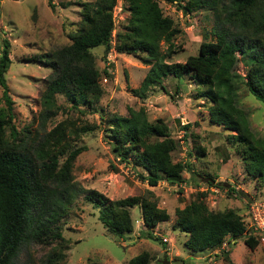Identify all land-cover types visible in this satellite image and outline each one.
<instances>
[{
  "label": "trees",
  "instance_id": "16d2710c",
  "mask_svg": "<svg viewBox=\"0 0 264 264\" xmlns=\"http://www.w3.org/2000/svg\"><path fill=\"white\" fill-rule=\"evenodd\" d=\"M46 1L52 6L50 0ZM158 1L121 0V8L128 12V17L114 34L111 8L115 0L82 3L80 23L70 33V41L38 58L51 67L40 94L41 132L26 126L16 129L11 123V99L3 75L9 60V42L2 37L0 86L6 112L4 116L0 113V264H15L19 251L29 242L48 244L41 264H57L67 244L58 221L67 212L74 195L81 191H86L84 197L96 209L101 225L119 238L132 228L128 209L131 205L139 206L145 234L153 239L156 236L151 234V226L168 217L148 189L141 195L108 200L95 189H84L73 182L72 161L83 145L73 146L58 162V155L65 148L63 139L68 133L75 139L94 124L73 123L71 130H66L62 122L49 129L42 125L57 109L53 100L56 92L64 93L72 103L90 105L97 100L102 90L90 51L97 45L103 46V57L113 48L117 52L140 55L149 64L138 86L131 88L140 97L166 75L190 77L195 83L196 95L207 101L210 121L234 130L227 138L240 153L244 172L264 184V136L249 127L246 110L238 98V89L242 87L264 104V0H162L173 3L184 13L202 9L213 14L210 28L201 30L202 39L196 53L187 54L182 61L164 60L180 48L173 42L180 28L162 13ZM101 71L108 74L106 66ZM101 130L118 161L138 169L137 178L148 184L154 185L160 180L178 184L182 181L183 168L193 171L188 160L172 159L176 139L169 135L162 118L147 119L141 105L128 106L125 115L107 114ZM195 148L203 153L202 146L197 144ZM109 165L116 169V165ZM209 180L208 186L222 184L211 177ZM204 195L205 190L196 189L182 207H174L171 224L186 234L183 240L186 248L213 249L225 237H230L232 243L241 234L243 242L250 247L258 242L252 234L244 233L245 225L237 213L230 208H208ZM220 254L223 264H234L228 250L222 248ZM149 259L148 251L141 250L124 264H150ZM162 259L156 263L167 264L165 254Z\"/></svg>",
  "mask_w": 264,
  "mask_h": 264
},
{
  "label": "rangeland",
  "instance_id": "374dc122",
  "mask_svg": "<svg viewBox=\"0 0 264 264\" xmlns=\"http://www.w3.org/2000/svg\"><path fill=\"white\" fill-rule=\"evenodd\" d=\"M50 1L52 6L46 0H0V49L2 37L9 42V60L3 75L11 99V123L16 129L26 126L42 131L38 123L40 94L51 67L38 58L70 41V33L80 23L82 3L90 0ZM158 5L180 28L173 38L180 48L164 60L182 61L187 54L196 53L202 28H210L213 22L212 11L201 9L184 13L173 3L162 0ZM111 17L114 34L128 17V12L121 8V0H115ZM90 51L98 69L101 94L90 105H85L72 103L62 92L54 93L57 109L42 124L49 129L62 122L66 124V130H71L73 123L82 121L95 125L75 139L68 133L63 139L65 148L58 155V162L73 146L83 145L72 161L74 183L84 189L93 188L108 200L141 195L148 189L157 197V206L167 211L168 218L151 226L150 232L156 236L153 239L145 234L147 230L141 223L139 206L131 205L128 209L132 228L119 238L101 225L96 209L84 197L86 191L78 192L58 221L67 244L62 248L63 257L57 264H124L141 250L148 251L150 264H157V259L164 261L163 254L167 264H223L222 248L228 250L234 264H264L263 241L258 240L250 247L243 242L244 235L241 234L232 243L230 237H225L219 247L191 251L183 245L186 234L171 224L174 207H182L197 189L205 190L204 202L208 208L232 209L248 229V209L254 202L264 203V184L244 172L240 153L227 138L234 130L210 121L206 99L196 95L195 83L186 74L179 78L166 75L140 97L131 89L138 86L149 67L140 55L111 48L103 57L102 45L94 46ZM104 66L107 75L101 71ZM238 98L246 110L249 127L264 136V104L242 87L238 89ZM138 105L143 106L147 119L158 116L167 124L169 135L177 141L171 151L172 159L190 162L193 171L183 168L180 183L160 180L151 185L140 180L136 176L138 169L118 161L107 138L102 135L101 126L107 114L125 115L128 106ZM5 112L0 86V113L4 116ZM185 123L187 127L184 128ZM197 144L202 146L203 153L196 151ZM109 163L116 165V169ZM210 177L222 182L221 186H208ZM160 236L166 237V241L161 242ZM48 246L40 242L25 244L15 264H41Z\"/></svg>",
  "mask_w": 264,
  "mask_h": 264
},
{
  "label": "built area",
  "instance_id": "2783aa9c",
  "mask_svg": "<svg viewBox=\"0 0 264 264\" xmlns=\"http://www.w3.org/2000/svg\"><path fill=\"white\" fill-rule=\"evenodd\" d=\"M248 212L250 223L248 229L245 228L244 233L252 234L257 240L264 242V203L254 202L250 205ZM160 239L166 241L164 236H160Z\"/></svg>",
  "mask_w": 264,
  "mask_h": 264
},
{
  "label": "crops",
  "instance_id": "0c3cea01",
  "mask_svg": "<svg viewBox=\"0 0 264 264\" xmlns=\"http://www.w3.org/2000/svg\"><path fill=\"white\" fill-rule=\"evenodd\" d=\"M183 206V205H182ZM167 212V211H166ZM168 218V217H167ZM174 218V217H173ZM142 223V222H141Z\"/></svg>",
  "mask_w": 264,
  "mask_h": 264
}]
</instances>
